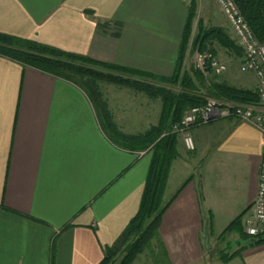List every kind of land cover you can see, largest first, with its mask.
Here are the masks:
<instances>
[{"label":"crops","instance_id":"obj_1","mask_svg":"<svg viewBox=\"0 0 264 264\" xmlns=\"http://www.w3.org/2000/svg\"><path fill=\"white\" fill-rule=\"evenodd\" d=\"M187 16V0H0V33L170 76ZM95 87L0 56V264H99L137 213L151 152L116 145L96 105L138 134L162 103L105 80ZM190 133L195 149L179 137L167 180L165 200L189 182L162 215V246L152 241L131 264H264V235L228 233L222 248L233 255L217 252L228 224L252 209L260 132L223 117Z\"/></svg>","mask_w":264,"mask_h":264},{"label":"trees","instance_id":"obj_2","mask_svg":"<svg viewBox=\"0 0 264 264\" xmlns=\"http://www.w3.org/2000/svg\"><path fill=\"white\" fill-rule=\"evenodd\" d=\"M240 13L260 43H264V0H234ZM194 13L190 8L183 30L182 41L174 72L170 76H159L148 72L103 63L86 56L61 51L51 46L31 40L0 33V56L40 69L49 74L66 78L88 93H96V80H105L144 92L148 97L160 98L162 102L158 122L146 132L128 136L121 133L111 122L104 105L100 108L101 123L106 124L107 133L114 143L129 151H151L143 192L137 213L130 219L121 235L112 246L104 248V256L99 264L114 262L121 257V264H131L142 251L156 241L163 213L170 206L183 186L168 200L164 199L167 180L174 159L178 155L179 133L174 126L185 112L206 102V98L229 101L244 105H257L259 98L256 89L237 88L226 82L210 80L206 93L198 92L195 81H204V73L194 68L193 74L183 70L185 51L191 33ZM216 38L222 45L233 49L234 43L224 30L205 29L200 25L199 33L193 38L192 49L203 53L207 40ZM213 55L215 52L209 50ZM165 84L167 86L161 85ZM97 98V95L95 94ZM99 106V107H98ZM241 213L224 229L223 235L237 232L244 235ZM226 261L233 254L226 250L218 254Z\"/></svg>","mask_w":264,"mask_h":264},{"label":"built area","instance_id":"obj_3","mask_svg":"<svg viewBox=\"0 0 264 264\" xmlns=\"http://www.w3.org/2000/svg\"><path fill=\"white\" fill-rule=\"evenodd\" d=\"M215 2L242 48L240 72L250 73L255 77V89L259 101L257 105H244L206 98L203 105L188 109L181 121L174 126V130L179 133L185 148L191 151L195 148L190 133L191 128L217 118L234 117L258 129L261 134V159L257 192L252 209L242 222L244 233L251 237H257L264 235V43H260L256 39L234 0H215ZM194 67L203 73L213 70L217 74L225 69L210 51L197 52Z\"/></svg>","mask_w":264,"mask_h":264},{"label":"rangeland","instance_id":"obj_4","mask_svg":"<svg viewBox=\"0 0 264 264\" xmlns=\"http://www.w3.org/2000/svg\"><path fill=\"white\" fill-rule=\"evenodd\" d=\"M187 2H188V11L191 8L193 10L194 16H193L192 24H191L190 37L188 39V46L185 51L186 59L184 58L185 66H183V70L186 73H189L190 75L193 74V71L195 68L194 64H195V57H196L197 51L192 49V41H193V38H195V36L199 33L200 25H202V27L205 29L218 28V29L224 30L225 33L230 37V39L234 43V48L230 49L222 45L216 38L211 37L209 40H207V44L204 50L206 51L213 50L215 52V56L218 58V60L221 62V64L224 66L225 69L223 70V72L219 74H217L213 70H209L205 72L204 81L202 82L198 80L195 81V87L197 91L206 93L210 80L226 82L228 85H231L237 88L255 89L256 88L255 77L250 73H242L239 70L241 56H242V48L239 45L236 38L234 37L231 29L229 28L227 21L225 20V17L220 11L215 0H187ZM161 85L167 86L165 84H161ZM161 108H162V105H161ZM144 132L138 133V134H126L124 132H121V133H123L124 135H128V136H134V135L143 134ZM144 151L151 152L149 150H144ZM242 228H243V225H242ZM228 238H230V235L222 234V238H221L222 240L219 242V246L217 248L218 254L220 253V251L224 250V248L222 247L224 246V244L228 242ZM145 258L148 261V258L147 257ZM121 259H122L121 257L120 258L116 257L113 260H114V263L121 264ZM149 262L152 264H155L154 259H149Z\"/></svg>","mask_w":264,"mask_h":264}]
</instances>
